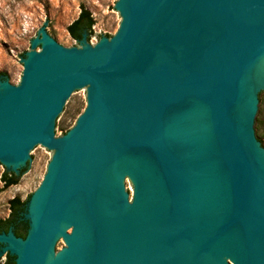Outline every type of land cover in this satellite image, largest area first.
Returning <instances> with one entry per match:
<instances>
[{"label": "water", "instance_id": "water-1", "mask_svg": "<svg viewBox=\"0 0 264 264\" xmlns=\"http://www.w3.org/2000/svg\"><path fill=\"white\" fill-rule=\"evenodd\" d=\"M48 5V36L1 84L0 165L23 178L41 148L54 155L26 236L0 232V264H264V0H118L117 33L84 31L79 48L55 42Z\"/></svg>", "mask_w": 264, "mask_h": 264}, {"label": "rangeland", "instance_id": "rangeland-1", "mask_svg": "<svg viewBox=\"0 0 264 264\" xmlns=\"http://www.w3.org/2000/svg\"><path fill=\"white\" fill-rule=\"evenodd\" d=\"M118 0H0V88L4 82L15 78L21 79L24 60L31 52V40L37 36L45 25L48 36L50 31L49 4L58 8L55 42L65 48L80 47L67 31L68 26L77 19L80 10L84 8L90 14L93 25L89 35L96 44L99 39L114 36L122 21L116 7ZM40 46L35 48L38 51ZM87 107V87L75 90L66 100L62 112L54 124V138L64 137L72 130L79 116ZM261 138L264 143V109L260 125ZM54 153L41 148L25 176L19 175L18 184L5 187L2 182L3 173H14L6 165H0V221L10 215L9 202L18 198L20 202H29L30 197L41 186ZM125 191L129 194V202L133 199L132 182L125 178ZM27 208V207H26ZM27 214V209L25 210ZM27 229L29 222H26ZM71 233V228L66 230ZM66 248L63 237L54 244L53 252L57 255Z\"/></svg>", "mask_w": 264, "mask_h": 264}, {"label": "trees", "instance_id": "trees-1", "mask_svg": "<svg viewBox=\"0 0 264 264\" xmlns=\"http://www.w3.org/2000/svg\"><path fill=\"white\" fill-rule=\"evenodd\" d=\"M93 25V20L90 17V14L87 10L82 8L76 20H74L67 28V31L71 35V37L78 41L81 39L79 33L74 32L76 26H78L79 30L85 29L88 34L90 33V29ZM17 176L12 173H3L2 182L5 187H10L18 184ZM25 202H20L18 198H13L9 202L10 215L7 219L0 221V232H7V230L11 227L14 234L17 237L24 238L26 236L27 224L25 221L21 220V213L24 210ZM4 264H14L13 258L7 256L6 262Z\"/></svg>", "mask_w": 264, "mask_h": 264}, {"label": "flooded vegetation", "instance_id": "flooded-vegetation-1", "mask_svg": "<svg viewBox=\"0 0 264 264\" xmlns=\"http://www.w3.org/2000/svg\"><path fill=\"white\" fill-rule=\"evenodd\" d=\"M84 31H86V30L83 29V30L80 31L79 28H78V26H76L75 29H74V32L79 33L80 36H82V33H83ZM263 93H264V91H261L260 93H258V104H259V95H260V94H263ZM257 111H258V108H257ZM256 114H257V113H256ZM255 118H256V116H255ZM254 123H255V119H254ZM253 128H254V127H253ZM254 134H255V133H254ZM255 138H256V140L260 143L261 147L264 148V143H263L261 140L257 139L256 136H255Z\"/></svg>", "mask_w": 264, "mask_h": 264}, {"label": "bare ground", "instance_id": "bare-ground-1", "mask_svg": "<svg viewBox=\"0 0 264 264\" xmlns=\"http://www.w3.org/2000/svg\"><path fill=\"white\" fill-rule=\"evenodd\" d=\"M38 198H39V193H38L37 198L35 199V202L38 200ZM35 202H34V203H35ZM53 260H55V259L53 258Z\"/></svg>", "mask_w": 264, "mask_h": 264}]
</instances>
